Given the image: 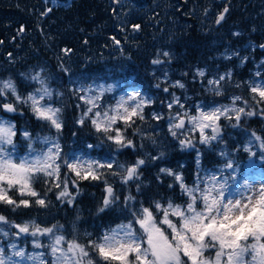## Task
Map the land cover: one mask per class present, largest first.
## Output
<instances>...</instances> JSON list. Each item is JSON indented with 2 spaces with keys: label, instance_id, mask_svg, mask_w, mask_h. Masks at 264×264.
Listing matches in <instances>:
<instances>
[{
  "label": "snow or ice",
  "instance_id": "1",
  "mask_svg": "<svg viewBox=\"0 0 264 264\" xmlns=\"http://www.w3.org/2000/svg\"><path fill=\"white\" fill-rule=\"evenodd\" d=\"M115 2L119 3V0ZM51 10L49 8L47 12ZM228 11V7H224L215 23L220 24ZM47 12L42 15H47ZM133 28L139 30L140 25H133ZM20 31H23V28ZM112 39L115 44H120L115 37ZM259 47L264 48V44ZM63 51L67 54L71 49ZM162 55L170 57L169 52H163ZM243 59L247 60V57ZM163 62L161 59L152 61L153 64ZM41 72L25 77L39 84V87L25 96L19 93L17 84L11 78L0 80V111L17 113L19 105H26L37 120L47 122L59 133L63 128L60 119L62 109L48 103L52 99V92ZM196 74L200 77L205 76L204 70L201 69H197ZM230 77L229 71L216 79L207 80V83L217 86L214 89L215 94L222 95L220 82ZM255 77L261 78V72L257 71ZM172 86L185 88V84L179 80ZM249 90L256 105L264 104V79L250 81ZM79 91L83 92L84 89L81 88ZM88 91L92 89L89 88ZM104 91H112V89L101 88L97 95L79 97L88 107L77 123L84 125L85 119L89 120L96 132L103 134L106 140L115 144L117 150L135 149L134 141L128 139L124 132L127 128H131L136 120L144 121V109L155 101L143 96L139 91H134L127 98L121 96L114 106L101 111L98 101ZM163 91L167 93L169 89L164 88ZM171 97L172 99L166 103V107L170 110L167 117L168 131L178 140L181 149L195 147L193 139L186 133L198 132V142L204 145L222 139L220 124L222 118L229 121L234 128L240 127L243 117L259 115L264 119V107L249 109L248 101L240 96L233 97L231 105L213 106L210 109L204 105H196L195 114L186 108L175 93H171ZM238 101L243 106H237ZM161 103L165 102L161 101ZM176 107L180 110L172 113L171 110ZM19 114L23 115V112L20 111ZM152 119L159 121L165 117L161 113L153 112ZM118 122L123 123L125 128L116 127ZM18 132L25 141H28V154L25 156L17 154ZM138 133L139 129L134 134ZM249 137L244 151L255 156L256 153L251 151V145L253 141L259 142L260 159L264 160V136L251 131ZM36 140L47 145V150L37 151L33 147L35 141L32 133L27 129H19L12 120L0 117V203L12 206L13 211L21 206L29 207L30 202L27 199L19 201L13 199L9 195L12 190L17 191L21 197L25 195L36 197L34 203L42 207L47 206L46 199L41 198L32 187L33 181L41 175L47 178L45 182L50 185L48 191L53 187L59 189L56 199L71 205L75 195L69 191V183L77 188L78 194V180H98L103 176L100 169H113L114 161L101 163L98 160L81 161L79 158H64L61 155L58 139L37 136ZM152 142L155 143V140ZM88 147L93 148L94 145L90 144ZM163 155L164 153H160L159 156H152L151 159L158 160ZM221 155L226 154L222 152ZM145 163V159L137 158L127 167L122 164L117 165L123 170V174L115 171L112 174L120 175L121 183L128 185L130 182L140 181L141 166ZM62 167L74 174L76 179L70 181L67 173L61 178ZM225 168L234 169V162L228 160ZM159 172L174 178V184H178L181 195L187 197L185 203L177 204L171 199L166 203L154 200L149 206H144L141 201L140 207L135 208L136 197L129 194L124 197V207L129 209L130 203L133 206L129 211L130 218L127 222L109 228L95 240L88 239L87 243H80L75 238L67 239L63 234V225L60 224L50 227H40L35 222L17 224L9 222L7 217L0 215V224L16 229L10 232L0 227V236L4 238L12 236L18 239L21 234L30 235L33 237L32 247L43 249L29 253L10 241L6 250L0 243V264H24V261H31L32 264H264V179L258 182V187L245 180L243 184L229 190L227 180L221 182L217 180L215 174L203 179L198 175L193 185L189 186L185 183L183 175L171 168H160ZM157 179L159 180L160 177L158 176ZM234 183H236L235 179ZM168 187L173 188L174 185L169 184ZM136 190L140 191V183H136ZM105 193L102 204L97 209L98 212H104L120 200L107 181H105ZM73 230L75 231V227ZM39 237L47 238L48 243L44 244Z\"/></svg>",
  "mask_w": 264,
  "mask_h": 264
},
{
  "label": "rangeland",
  "instance_id": "2",
  "mask_svg": "<svg viewBox=\"0 0 264 264\" xmlns=\"http://www.w3.org/2000/svg\"><path fill=\"white\" fill-rule=\"evenodd\" d=\"M66 2H61L58 0H52L47 5L45 12L53 6H68ZM181 6L177 3L176 0H155L152 3L145 4L143 6H133L128 5L124 7L121 16L119 19H124L126 23L129 19L140 18L142 19V23L140 25L139 30H135L133 26L129 27V30L124 29L125 33H127L126 40H128L127 47L132 48L135 52L140 55L139 57H149L151 61L155 59H161L164 62L161 64H153L154 70H161L162 78L161 81L166 82V88L169 89L167 92V96L157 97L158 103L155 102L150 105V107L144 109L145 120L140 121L136 120L135 124L131 128H127L124 132V135L134 141L136 145V149L139 150L140 156L138 158H143L146 161V164L149 163L150 166H157L156 168L159 170L160 168H171L169 164H163L164 161H172V156L174 155V150L181 149L179 142L176 138H173L168 131V119L167 117L170 114V110L166 107L163 108L167 101L171 100V93H175L176 96H179L181 102L185 104L186 108H188L192 114H195V106L196 105H204L207 109H210L213 106H221V105H231L232 98L235 96L242 95L238 92H234L231 88L241 87L245 89L247 93H250L249 90V82L254 79L260 80L264 79V57L261 61L255 59L252 52L258 46L264 44L257 42L255 40L248 41L243 49L241 48H232L228 43L223 44L221 49V53L212 58V61L209 63V67L207 64L201 65L198 68H195L193 74H191V81L193 84L188 85L183 82L181 78L177 79L185 84L184 89H180L178 87H173L172 85L177 80L172 81L171 77V69L169 68V62L173 58L176 57V52L172 50L171 45H175V43L179 40L180 35L185 31V28L188 26V22L186 21L187 17L196 19L197 21V29L204 33H209L211 36H216L218 33H222L224 31H228L233 36L235 33H242V21L251 22L254 19H260L262 23H264V0H209L204 4L190 2L183 10L180 8ZM224 7H228L229 11L225 14V18L221 21L220 24L215 23L219 14L223 11ZM181 11V13H179ZM49 13V12H47ZM104 14H108L105 12ZM103 15V12L97 14V16ZM45 16L42 15L40 19H36L38 23H40L41 32L39 36H30L26 34V37L23 40L24 45H21L22 49H27L29 52H33L38 49H44L49 52V57H53L60 68L67 69L71 66V61L73 57L78 54L82 55V59L84 61H91L92 59H98L99 61H108L110 58H113V55L117 53H122L124 50V45L120 42L119 45L115 44L112 36H106L104 33L105 27L93 26V30L86 31L85 29H79L78 31L84 36L81 44L78 46L77 51L71 48H67L65 46L60 45L63 37L66 35H60V29L53 26L52 24L45 21ZM184 16V17H183ZM107 19V18H106ZM139 25V24H138ZM23 31H26L25 26H21ZM102 28V30H101ZM262 36H264V31L259 29ZM23 31L19 34V36H23ZM26 33V32H25ZM87 35H90V38H85ZM71 39V38H69ZM72 40V39H71ZM216 43L217 41H213ZM64 49H71L70 52L65 54ZM118 49V50H117ZM246 49V50H244ZM264 51V48H261ZM163 52H169L170 57H164L162 55ZM234 53H238V55H233ZM0 54H1V43H0ZM6 56L10 57L11 52L7 53ZM231 57L228 59L227 57ZM128 57V56H127ZM247 57V60L243 58ZM223 60L225 65H230L228 70L222 68V64L219 62ZM237 63L239 70L241 71L245 67H249L246 70V78L244 80H238L234 76L235 70L232 64ZM115 69L114 66L108 67V72L113 71ZM197 69L204 70L205 76L200 77L196 74ZM231 72V77L225 79L220 82L219 88L222 92V95H216L214 89L217 87L215 85H209L207 80L216 79L220 75H223L227 72ZM260 71L262 74L261 78H256L255 73ZM38 72H41L40 70ZM120 72V70H118ZM35 74V73H34ZM166 74V75H165ZM179 75H183V72H177ZM33 75V74H32ZM41 75L46 78L47 75L42 71ZM112 75V74H111ZM8 76H1L0 80H7ZM72 82V91H75L74 94L78 97V106L83 108V112L80 113L78 120L83 116V113L86 111L88 105L84 103L83 100L79 99L81 95L94 96L100 93L101 88L107 89L111 87L112 91H104L102 98L98 101L101 105V111L114 106L116 102L120 99L121 96L127 98L129 94L134 91H139L143 96L149 97L155 101L154 96H148L141 89L134 85L133 78H128L125 74L122 76H117L113 81H105V80H94L90 81L87 84H84L80 77L74 76ZM13 80V79H12ZM33 82L32 91L39 87V84ZM195 82H197L195 84ZM48 87L52 92V99L48 101L53 107H59L62 109L61 104L58 103L59 99L56 97V91L50 85V82L47 81ZM18 87V86H17ZM83 88L84 91L81 92L79 89ZM89 88L92 91H88ZM196 88V93L192 92V89ZM18 91L22 96L27 95V93L22 92L19 87ZM208 98V99H205ZM215 98V99H214ZM165 101L164 104L161 101ZM163 101V102H164ZM237 106H243L241 102H237ZM180 110L178 107L174 108L172 113ZM22 111L23 115H20L19 112ZM26 111H28L29 116L25 115ZM62 112L60 114V119L62 120ZM157 112L163 114L165 119L163 120H154L152 119V113ZM18 119H12L11 115L0 111V117H3L6 120H12L19 129H27L30 133H32L33 139L35 143H33V147L37 150H47V145L36 140V137L39 136L41 138L50 136L54 140L58 139L61 150H63V141L61 132L57 133L56 130L48 125L45 121L37 120L30 109L26 105H19L18 113L16 114ZM31 117L33 119H31ZM264 122V121H263ZM91 124V122H90ZM222 126L221 136L222 139L217 141H212L211 144H214L221 153H225L226 155H222V164L215 166L214 168H205L201 169L199 172V176L203 179L204 177L215 174L217 180L224 182L227 180L229 185V190L238 187L243 184L245 180H247L251 184H255L257 187L259 186L258 182L261 179H264V160L260 159L261 151L259 149V142L253 141L251 145V151L255 152L256 155L252 156L249 152L244 151V147L248 145L249 141V132L245 133L242 141L244 143L242 145L235 144V148H232L228 145L227 136L229 135V130H227V120L223 118L220 121ZM92 126V124H91ZM116 127H120L121 129L125 128V125L121 122H118ZM95 129V128H94ZM139 129L138 134H134ZM261 134L258 135L264 136V123L262 126ZM102 138L96 139L95 141L88 140L85 137L81 139H74L69 143V147L71 148L70 154L65 155L66 159L79 158L81 161H90V160H98L101 163H107L109 161H114L113 169L103 168L99 171L103 173V176H106L110 179H114L113 183H121L120 175H113L112 173L118 172L123 174V170L119 169L117 165H124L127 167L128 165L124 162L119 161V152L121 149L117 150V146L113 144L111 141H108L104 138V135L99 133ZM186 135H190L193 139V142L199 141V133H186ZM181 138H184L181 136ZM155 140V143L152 141ZM17 154L18 156H25L28 154V141H25L23 137L18 132L17 134ZM94 145L93 148H89L88 145ZM143 145V147H141ZM191 149V148H184ZM160 153H164L163 157L158 160H152V156H159ZM62 155V152H61ZM228 160H232L234 162V169L225 168V164ZM176 172L181 173V171L175 170ZM182 174V173H181ZM117 176V178H115ZM173 181L174 178L169 176ZM46 177L39 176L32 183V187L39 193L41 198L46 199V207H42L34 201L36 197L23 196L21 197L19 193L15 190L9 192V195H16V200L19 201L21 199H27L30 202L29 207H22V214L19 216V220H16L12 223L22 224V223H31L35 222L39 224L40 227H50L54 224L63 225V234L67 239H77L80 243H87L88 239H97L99 238L105 231H107L111 227H115L117 224L121 222H127V219L130 218L129 211L133 205H131L128 211L123 210L120 205H113L110 207V211L117 212L119 216L123 218L113 224L110 227L104 226H96L95 230L89 229L87 226L82 225V221L86 218L87 214L85 208L82 204L77 202V195H75V200L71 205L66 202H62L57 200L56 198L53 200L49 196L42 194L40 190H38L37 185H41L48 190L50 185L46 183ZM197 179V178H196ZM196 179L189 184L192 186ZM234 179L236 183H234ZM138 182V181H137ZM131 183V182H130ZM112 186V185H111ZM113 187V186H112ZM179 188V186H178ZM114 189V188H113ZM180 190V188H179ZM59 189L56 190L55 196L57 195ZM77 191V190H76ZM75 191V192H76ZM91 196H94L93 193H90ZM169 200V199H168ZM174 203V199H171ZM161 203H166L167 201ZM183 204V203H177ZM135 208H139L140 205L134 204ZM26 212L24 215L23 213ZM175 219V218H173ZM10 222V221H9ZM0 227H3L5 231L14 232L16 229H10L8 225L0 224ZM75 227V231L73 230ZM90 234V235H88ZM39 239L47 244L48 240L45 237H39ZM33 237L30 235L21 234V236L17 239L12 236L8 238H4L0 236V243H2L6 250L8 243L15 242L19 248H24L26 252H37L43 249H35L32 247ZM9 254H10V250ZM14 259H18L15 258ZM24 264H32L31 261H24Z\"/></svg>",
  "mask_w": 264,
  "mask_h": 264
},
{
  "label": "trees",
  "instance_id": "3",
  "mask_svg": "<svg viewBox=\"0 0 264 264\" xmlns=\"http://www.w3.org/2000/svg\"><path fill=\"white\" fill-rule=\"evenodd\" d=\"M51 1L0 0V41H2L0 77L8 76L13 79L22 92L27 93L28 91H32L33 82L25 77H30L32 74L43 69V72L47 75V81L50 82V85L56 91V97L59 99L58 103L63 107V128L61 130V136L63 141L62 156L65 158V155L68 156L71 152V148L68 145L75 138L81 139L85 137L92 141L102 138L94 127L91 126L89 120L85 119L84 125L77 123L78 117L84 109L77 105L78 97L74 94L75 91H72L74 76L80 77V80L84 84H87L94 80L113 81L117 76L125 74L128 78H133L134 85L145 94L154 96L155 104L158 103L157 97L168 96L163 91L166 88V82L161 81V70H154L155 67L149 57L141 58L132 48L127 47V33H125L124 29L129 30L130 26L136 24L141 25L142 19H129L127 23L123 21L124 19H119L123 9H125L124 7L128 5L143 6L155 0H119V3L115 2V0H58L66 2L69 5L66 7L53 6L52 10L45 16V21L48 25L50 23L60 29V35H66L63 37L60 45L77 51L78 46L84 39V36L78 31L79 29L83 28L86 31H90L96 28L93 26L103 28L104 25L107 26L104 30L105 35L118 39L124 45L125 50L122 53L113 55V58H110L108 61H99L98 59L84 61L82 55L78 54L73 57L71 66L66 70L60 68L57 61L53 57H49V52L43 48L40 51L37 49L36 52H29V50L21 48V45H24L23 40H25L26 34L29 33L28 35L32 37L35 35L39 36L41 27L36 19L41 18L42 13L45 12L47 5L49 6ZM176 1L181 6V10H183L190 2L204 4L209 0ZM100 11L103 12V15L97 16ZM105 12L108 14H104ZM186 21L188 22V26L185 28V31L180 35L175 45H171L173 52H176V57L169 62V68L172 71V81L181 78L188 85L193 84L190 77L195 68L204 64H207L209 67L212 58L221 53L220 47L223 44L228 43L234 49H243L248 41L255 40L260 43L264 41V36H262L259 30L262 29L264 31V23L260 19L259 21L258 19H254L251 22L243 20L242 33L237 36H233L228 31L211 36V34L201 32L197 29L196 19L187 17ZM21 26H25L26 28V31H23V36H19L22 32L20 31ZM90 37V35H87L85 38ZM215 40L217 41L216 43L213 42ZM9 52H11V56L7 57L6 54ZM252 54L258 61H261L264 57V51L259 46L253 50ZM219 62L225 70L230 68L229 64L223 66L225 64L223 60ZM112 66L115 69L108 72V67ZM231 66H233L235 70L234 76L238 80L242 81L246 78L245 72L249 67H245L240 71L237 63ZM177 72H183L184 74L179 75ZM158 84L159 87H157ZM171 88L174 89V87ZM231 89L234 92L240 93L242 98L248 101L249 109L264 107V104L256 105L252 99V94L247 93L245 89L241 87ZM196 91V88L192 89L193 93H196ZM163 108H166V105ZM25 115L29 116L28 111H26ZM11 118L18 119V116L14 115ZM31 119L33 118L31 117ZM263 121L264 119L259 115L243 117L240 127L235 128L227 121V130H229L227 141L232 150L235 148L237 142L240 145L244 143L242 138L246 135L245 133L255 131L261 134ZM194 144L195 147L191 149L174 150L172 161H164L163 163L169 164L177 171H181L184 181L188 185L197 178L201 169L214 168L222 164L221 151L214 144L204 145L198 141ZM118 152L119 161L127 165L133 163L140 156L139 150L136 148H124ZM198 153L199 160H197ZM156 167L145 163V165L141 166L142 175L140 181L131 182L128 185L119 182L113 183L114 179L106 176H102L98 180H78V195L77 188L69 183V191L77 195V202L84 206L87 214L81 224L87 226L89 229L95 230L98 225L110 227L123 218L117 212L110 211V208L104 212L97 211L106 194L105 181L113 186L115 194L120 197V200L116 204L120 205L125 211H128V209L124 207V197L129 194L136 197L135 204L140 205L142 201L144 206H149L154 200L165 202L168 199H174L177 203H185L187 197L181 195L178 184H174V181L168 175L161 174ZM65 173H67L70 181L76 179L74 174L62 167L61 178L64 177ZM158 176L160 177L159 180L157 179ZM136 183H140L139 192L136 190ZM169 184H173L174 187L169 188ZM37 188L42 194L49 196L53 200L56 198V188L53 187L51 191H48L39 184ZM90 193H93L94 196H91ZM11 197L15 200L17 198L14 194ZM131 205L130 203L129 207ZM22 210V207H19L13 211L12 206L0 203V215L7 217L10 222L19 220ZM23 214L25 215L26 212Z\"/></svg>",
  "mask_w": 264,
  "mask_h": 264
},
{
  "label": "water",
  "instance_id": "4",
  "mask_svg": "<svg viewBox=\"0 0 264 264\" xmlns=\"http://www.w3.org/2000/svg\"><path fill=\"white\" fill-rule=\"evenodd\" d=\"M18 113V112H17ZM17 113H8V114H10V115H16Z\"/></svg>",
  "mask_w": 264,
  "mask_h": 264
}]
</instances>
